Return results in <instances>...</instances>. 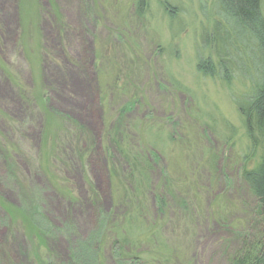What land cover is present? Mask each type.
Listing matches in <instances>:
<instances>
[{
	"label": "rangeland",
	"instance_id": "obj_1",
	"mask_svg": "<svg viewBox=\"0 0 264 264\" xmlns=\"http://www.w3.org/2000/svg\"><path fill=\"white\" fill-rule=\"evenodd\" d=\"M137 1L0 0V264H228L256 217L245 81L196 68L213 0Z\"/></svg>",
	"mask_w": 264,
	"mask_h": 264
},
{
	"label": "trees",
	"instance_id": "obj_2",
	"mask_svg": "<svg viewBox=\"0 0 264 264\" xmlns=\"http://www.w3.org/2000/svg\"><path fill=\"white\" fill-rule=\"evenodd\" d=\"M213 2L215 6L211 5L210 14L203 11V16L209 19L212 29L209 31L204 27L201 31L202 47H209L210 55L205 60H199L196 68L210 77L220 75L228 85L232 73L245 81L244 93L237 97L236 105L248 145L242 153L238 174L244 187L236 195L241 199V203L238 201L235 203L242 208L248 207L247 203L243 202V197L250 196L256 209V217L250 216L247 222L250 227L245 228L246 224L240 229L236 228L237 230L228 236V238L233 236V239L226 243L234 244L231 254L228 255V264H264V0H213ZM141 5L142 0H138L137 8ZM168 7L166 3V8ZM139 157L147 164V154L145 152L144 155V151H138L137 159L131 160L133 164H136ZM216 160L214 154L208 158L211 170H214ZM141 209L139 207L138 211ZM255 209H250L254 212L253 215ZM8 214L10 219H16L17 214L21 215L30 224L32 232L38 230L32 224L35 223L34 217L24 209H9ZM252 218L254 220L251 221ZM222 220L216 218L218 223ZM255 220L257 224L259 223L257 229V226L251 225ZM127 223L129 224V221ZM141 224L143 225L142 221ZM141 224L138 223L142 230ZM128 229L125 227V232L119 238L123 246L134 241L139 234V232L131 234ZM161 247L163 248V245ZM71 253H74L73 249ZM36 258V264H51L45 257L43 260L38 256Z\"/></svg>",
	"mask_w": 264,
	"mask_h": 264
}]
</instances>
